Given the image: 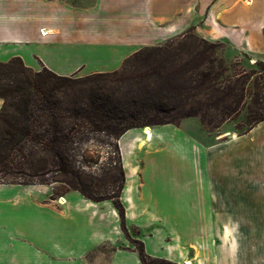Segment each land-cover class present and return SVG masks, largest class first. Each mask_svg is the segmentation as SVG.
I'll use <instances>...</instances> for the list:
<instances>
[{
	"label": "crops",
	"instance_id": "crops-1",
	"mask_svg": "<svg viewBox=\"0 0 264 264\" xmlns=\"http://www.w3.org/2000/svg\"><path fill=\"white\" fill-rule=\"evenodd\" d=\"M178 26H205L207 39L232 37L235 48L264 61V0H0V63L20 59L34 72L68 78L113 73L145 47L185 30ZM3 107L0 98V113ZM262 125L233 143L229 168L222 145L175 136L177 125L151 128L150 138L143 128L132 129L119 139L125 224L141 232L148 256L187 264L207 253L215 233H228L231 241L232 230L243 229L253 239L256 151L243 157L247 147L235 146ZM164 154L179 166L161 162ZM14 191L0 185V264H142L138 251L120 248L126 232L113 201L71 191L47 206L26 200L18 210ZM247 202L254 211L240 213L236 205ZM18 238L24 239L20 250ZM105 245L111 252L100 254L108 259L92 260V250Z\"/></svg>",
	"mask_w": 264,
	"mask_h": 264
},
{
	"label": "rangeland",
	"instance_id": "rangeland-1",
	"mask_svg": "<svg viewBox=\"0 0 264 264\" xmlns=\"http://www.w3.org/2000/svg\"><path fill=\"white\" fill-rule=\"evenodd\" d=\"M178 28L185 30L156 46L145 47L117 72L71 77L74 83H68V89L57 96L66 106L74 100L86 104L91 99L92 102L104 99L113 115L121 118L122 129L136 124L144 128L163 126L155 125L158 122L177 125L181 133L172 132L175 136H191L204 146L222 145L227 158L224 166L229 168L233 143L264 123V61L235 48L232 37L207 39L201 29L205 26ZM14 70L0 69V93L9 102L16 96L11 83ZM87 130L90 129L83 131L85 136L67 146L80 178L76 187L96 199L114 196L121 186L116 180L121 171L119 140L104 132ZM3 135L4 126L0 122V185L15 187L12 194L17 199L18 210L26 200L47 206L66 193L77 191L69 185L71 177L57 170V160L47 153L34 156L28 145L22 152L6 151L1 143ZM248 136L235 150L247 147L239 152L243 157L256 151L252 158L256 173L252 179L258 205L253 239L248 240L243 229L239 234L232 230L235 237L231 241L228 233L210 235L207 253L200 257L197 252L193 261L188 259L193 264H264V125ZM159 160L176 166L180 163L168 155ZM214 166H219L218 162ZM39 172L44 174L38 175ZM29 190L33 193L28 196ZM236 207L240 213L249 207L251 213L254 211L248 202L241 208ZM215 216L221 217L218 212ZM217 224L221 223L214 222V227ZM124 231L126 236L120 248L137 251L143 244L139 239L141 232L136 228ZM23 243L24 239L18 238L17 250ZM111 250L110 245L92 250V260L108 259V255L102 257L100 252ZM147 264L157 263L148 261Z\"/></svg>",
	"mask_w": 264,
	"mask_h": 264
},
{
	"label": "trees",
	"instance_id": "trees-1",
	"mask_svg": "<svg viewBox=\"0 0 264 264\" xmlns=\"http://www.w3.org/2000/svg\"><path fill=\"white\" fill-rule=\"evenodd\" d=\"M15 69L12 84L16 96L8 101L4 94L0 98L4 100V107L0 113V122L4 126V135L1 139L6 151L22 152L25 146H29L34 156L47 153L52 159L57 160L56 167L59 172L71 177V187L79 191L84 197L94 202L113 201L119 211L123 229H126L125 210L121 202V193L124 187L125 174L121 162V171L116 180L121 183L119 192L104 199H96L81 188H77L79 174L74 170L68 144L78 137L85 136L83 132H104L110 137L119 140L127 131L144 127L140 124L122 129L121 118L113 115V111L107 107L104 99H92L83 104L79 100L64 103L57 94L68 89V83H74L71 78L60 77L55 73L44 69L34 72L28 69L22 60L14 59L9 63H0V69ZM101 75V74H99ZM1 76V72H0ZM12 112V113H11ZM170 123L158 122L155 125ZM147 128V127H145ZM40 173L38 175H42ZM142 264L148 261L157 264H173L170 261L156 259L148 256L144 245L137 249Z\"/></svg>",
	"mask_w": 264,
	"mask_h": 264
},
{
	"label": "bare ground",
	"instance_id": "bare-ground-1",
	"mask_svg": "<svg viewBox=\"0 0 264 264\" xmlns=\"http://www.w3.org/2000/svg\"><path fill=\"white\" fill-rule=\"evenodd\" d=\"M143 133L148 136L149 138L151 137L152 135V131H151V128L147 127V128H144L143 129ZM144 144H141V147L143 146Z\"/></svg>",
	"mask_w": 264,
	"mask_h": 264
}]
</instances>
